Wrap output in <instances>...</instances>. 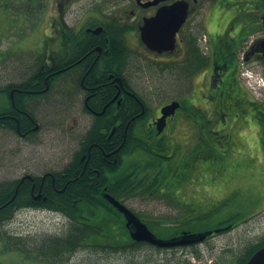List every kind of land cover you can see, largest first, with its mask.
<instances>
[{
  "label": "flooded vegetation",
  "instance_id": "1",
  "mask_svg": "<svg viewBox=\"0 0 264 264\" xmlns=\"http://www.w3.org/2000/svg\"><path fill=\"white\" fill-rule=\"evenodd\" d=\"M48 2L50 32L33 49L37 52L28 76L33 80L32 88L3 86L9 97L4 107L14 106L16 118L28 127L19 130L22 137L33 136L41 128L32 108L34 100L64 106L71 151L61 169L24 173L18 178L32 181L33 196H44L50 189L74 192L76 185L94 184L101 190L89 196H121L117 199L149 227L127 200L161 196L168 205L174 202L183 208V202L190 205L205 199L209 193L202 189V183H210L213 172L222 174L228 169L233 154L242 149V137L246 135L253 145L260 142L251 133L256 128L263 141L264 86L259 93L254 92L243 76L252 68L264 77L263 0ZM206 8H216V13L207 22L205 47L200 50L195 26L201 23L205 29L207 17L200 22L199 14ZM162 9L169 11L167 21L183 14L185 20L176 31L174 46L158 51L143 42L142 27ZM142 52L159 62L154 70L162 81L160 91L145 87L144 95L134 84L138 71L128 64L131 57ZM170 78L175 80V91L166 81ZM172 102H178L179 107L164 113L162 109ZM8 116L2 114L0 118ZM243 121L247 122L244 128ZM131 158L134 167L121 170ZM59 183H64L62 189ZM212 187L218 195L226 196L223 187ZM105 200L110 207L102 209L122 214ZM231 223L218 232L213 230L203 241L174 247L197 246L219 232L231 230ZM127 231L130 240L112 246L137 242ZM184 233L191 231L166 239Z\"/></svg>",
  "mask_w": 264,
  "mask_h": 264
},
{
  "label": "rangeland",
  "instance_id": "2",
  "mask_svg": "<svg viewBox=\"0 0 264 264\" xmlns=\"http://www.w3.org/2000/svg\"><path fill=\"white\" fill-rule=\"evenodd\" d=\"M50 13L48 0H0V87L31 75V61L37 52L33 49L38 48L39 40L50 32ZM215 13L216 8L200 10V22L207 17L205 29L201 23L195 26L200 50L205 47L207 22ZM148 55L146 52L135 54L128 63L131 69L138 71L135 73L134 84L142 95L145 87H152L157 92L162 85L161 77L154 70L160 64ZM248 71L253 78H256L255 75H262L259 70L252 68ZM148 80L151 83H147ZM166 81L172 84L175 91V80L170 78ZM163 83L167 85L165 81ZM8 103L7 91L0 90V107L7 106ZM32 108L41 124L40 130L33 136L22 137L11 129L0 127V182L17 180L24 173L41 174L46 170H59L63 167L66 154L71 151L73 143L64 116V106L56 105L50 100L36 99L32 102ZM246 125L247 122L243 121L241 127ZM251 133L253 138L259 137L260 142L253 145L243 133L246 137H242V149L233 154L228 169L222 174L213 172L210 183H202V189L209 193L205 199L200 198L190 205L183 202L184 207H180L181 209L174 202L172 206L168 205V200L161 196H133L127 200V204L140 212L150 229L161 238L181 231H213L228 222L235 224L231 230L219 232L190 248H158L143 244L114 249L106 246L124 242L127 238L130 240L122 214L102 207H89L83 215L90 223L101 226L103 231L91 235L84 245L72 253L68 252L62 264H237L247 246L264 238V138L262 141L256 128ZM133 159L128 160L121 170L124 167L133 168ZM152 169L151 167L150 170ZM214 185L223 187L227 191L226 196L218 195L212 187ZM69 225L68 218L62 213L50 209L25 208L17 211L3 225L2 230L4 234L16 238L37 239L62 235ZM29 247H32V242L27 248ZM30 252L36 254L35 251ZM57 262V258H35L33 254L29 255L21 249L6 250L4 240L0 239V264Z\"/></svg>",
  "mask_w": 264,
  "mask_h": 264
},
{
  "label": "trees",
  "instance_id": "3",
  "mask_svg": "<svg viewBox=\"0 0 264 264\" xmlns=\"http://www.w3.org/2000/svg\"><path fill=\"white\" fill-rule=\"evenodd\" d=\"M197 52L199 51L197 50ZM32 81V79L27 77L20 80L18 83L10 82L7 85H10V87L20 86L22 88H32ZM0 90L7 91L3 87H0ZM18 97L19 94H16V104L20 106V100ZM2 114H8L11 116L6 117L5 119L0 118V127L11 129L17 134H19V130L25 131L26 128H28L25 126V124H23L22 119L16 118L17 111L14 106L0 107V116ZM91 136L92 135H89V137ZM103 141L104 140H102V143ZM62 171L58 173H62ZM32 185V181L27 179L23 182H21L20 179L0 182V239L4 240V249L25 250L29 255L33 254L35 258H57L58 262L54 264H62L65 261L64 256L68 252L72 253L76 248L84 245L85 241L91 235L99 234L103 231L101 226L90 223L88 218L83 215V212L86 209H89V207H110V204L103 196H89L90 194H98L101 188H96L94 184L82 183L76 185L75 189L73 190L74 192H70L67 188L63 191L50 189L49 191H44V196H41L40 199H37L36 196H33L31 193ZM59 185L57 186L61 189L64 187V183L63 185L59 183ZM35 191L38 192V184L35 186ZM73 193H78L82 196H71ZM115 197L120 198L121 196ZM125 197L127 198L128 196ZM82 204H84V206H82ZM25 208L50 209L51 211L62 213L68 218L70 225L67 231L62 235L43 236L40 238L37 237V239L30 237L26 239L23 237L16 238L13 235L4 234L2 230L3 225L12 219L17 211ZM233 227H235V224L231 223V228ZM31 242L32 247L27 248ZM143 244L145 243L135 242L129 246L106 247L114 249H126ZM263 246L264 238H261L257 243H251V245L246 247L245 251L242 253V256H240V260L237 262V264H245L250 259V257ZM30 251H35L36 254Z\"/></svg>",
  "mask_w": 264,
  "mask_h": 264
},
{
  "label": "water",
  "instance_id": "4",
  "mask_svg": "<svg viewBox=\"0 0 264 264\" xmlns=\"http://www.w3.org/2000/svg\"><path fill=\"white\" fill-rule=\"evenodd\" d=\"M185 13V10H184ZM168 16V17H167ZM169 18L168 9H162L153 19L148 20L142 27V40L150 47L158 51L170 49L175 44V34L185 15L175 16L174 20L167 21ZM179 107L178 102H172L165 106L162 110L164 113L174 112ZM37 129V127L35 128ZM30 176V175H29ZM22 182V181H21ZM41 195V194H40ZM36 196L40 198L41 196ZM113 207L124 214L127 222L126 226L130 231L133 240L137 242H147L158 247H173L190 243L203 241L213 231L184 233L182 236L173 238H161L157 236L131 209L114 196H104ZM221 229H217L218 232ZM245 264H264V246L258 249Z\"/></svg>",
  "mask_w": 264,
  "mask_h": 264
},
{
  "label": "built area",
  "instance_id": "5",
  "mask_svg": "<svg viewBox=\"0 0 264 264\" xmlns=\"http://www.w3.org/2000/svg\"><path fill=\"white\" fill-rule=\"evenodd\" d=\"M262 83H263L262 78L258 77L256 79V85H259V84H262Z\"/></svg>",
  "mask_w": 264,
  "mask_h": 264
}]
</instances>
